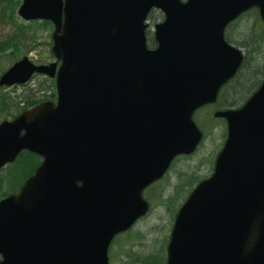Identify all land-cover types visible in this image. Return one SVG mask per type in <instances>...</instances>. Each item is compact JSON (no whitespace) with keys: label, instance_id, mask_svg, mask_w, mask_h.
I'll list each match as a JSON object with an SVG mask.
<instances>
[{"label":"water","instance_id":"water-1","mask_svg":"<svg viewBox=\"0 0 264 264\" xmlns=\"http://www.w3.org/2000/svg\"><path fill=\"white\" fill-rule=\"evenodd\" d=\"M51 20L57 63L27 57L0 85L55 77L42 102L0 123V169L42 157L20 192L0 200V264H110L116 235L148 214L143 190L204 133L195 112L215 104L243 65L226 28L264 0H23ZM158 47L147 46L146 20ZM228 137L208 180L179 209L166 264H264V81L239 109L217 110Z\"/></svg>","mask_w":264,"mask_h":264},{"label":"rangeland","instance_id":"rangeland-1","mask_svg":"<svg viewBox=\"0 0 264 264\" xmlns=\"http://www.w3.org/2000/svg\"><path fill=\"white\" fill-rule=\"evenodd\" d=\"M21 1L0 0V76L15 61L25 56H29L36 64H48L54 61L50 50L54 27L44 21L27 22L20 18L17 11ZM161 16L162 12L155 11L150 18L151 27L148 34L151 36ZM253 18H256L255 12L246 19L238 20L234 27L227 30L228 39L232 40L235 46L241 47L246 54L249 52L250 57L240 74V82H232L221 93L218 104L222 108L230 107L229 102H232L231 107L239 108L255 90L256 87L251 85H257L264 77V26L259 23L254 25L256 19ZM253 26H255L253 30L256 33H263V36L262 39H258L259 43L255 48L247 51L248 47L243 48V44L238 41L243 39L241 32L247 34V29ZM236 87L238 90H235ZM54 91V81L43 75L34 77L27 86L0 88V101L5 103L4 111L0 110V121L15 116L24 108L28 99H43ZM219 106L217 108H220ZM217 108L207 107L196 114L198 124L206 134L203 143L195 154L179 157L163 180L146 189L144 196L150 201L151 210L136 223L133 229L117 235L114 239L110 247L111 264L166 263L167 244L177 210L194 187L212 173L213 161L224 144L225 125L222 121L213 118ZM6 169L0 173V197L3 191H5L4 195L17 192L27 176V169L20 165L9 166ZM8 174H10L9 179Z\"/></svg>","mask_w":264,"mask_h":264},{"label":"trees","instance_id":"trees-1","mask_svg":"<svg viewBox=\"0 0 264 264\" xmlns=\"http://www.w3.org/2000/svg\"><path fill=\"white\" fill-rule=\"evenodd\" d=\"M253 12H255L256 13V18H253L254 20L256 19V22L254 23V25L255 24H261L262 26H264V23H263V21H262V19L259 17V12H258V9H254V10H250V11H248V12H246L244 15H242L241 17H239L238 18V20H241V19H246L250 14H252ZM238 20H236V22L235 23H233L232 25H230L229 27H228V29L227 30H230L232 27H234L235 26V24L238 22ZM255 26H253V27H251L250 29H247L248 30V32H247V34H245V32H241V34H243L242 35V37H243V39L241 40V41H238V42H241L242 44H243V48H247L246 50L248 51L250 48L251 49H253V48H255V45L256 44H258L259 43V41H258V39L259 38H261L262 39V36H263V33H256L255 32V30H253V28H254ZM259 29V28H258ZM262 30V29H261ZM227 40L229 41V42H231L232 44H235L232 40H230V39H228V37H227ZM250 51V50H249ZM249 57H250V53L248 52L247 54H246V59H245V62H244V66H243V68L241 69V71L238 73V77L236 78V80H235V82L236 81H238L237 83H239L240 82V74H241V72L244 70V68H245V66L247 65L246 63L249 61ZM249 68H250V66H249ZM248 68V69H249ZM263 79H264V77H263ZM262 79V80H263ZM262 80H261V82H262ZM261 82H259L257 85H251L252 87H256L255 88V90H257L260 86H261ZM235 90H238L237 89V87H236V89ZM254 90V91H255ZM253 91V92H254ZM39 100L40 99H38V100H36V99H28L27 100V102H26V105L24 106V108H22V109H27L28 107H32L33 105H35L37 102H39ZM229 105H232V102H229L228 103ZM5 103L4 102H2V101H0V110H2V111H4V109H5ZM21 109V110H22ZM41 162H40V158L37 156V155H35V154H33V153H23V154H21V156L19 157V160L16 162V164L15 165H17V166H22L23 168H25V169H27V171H26V173H27V176H25V178H27L29 175H31V172L40 164ZM15 171L17 170V168H15L14 169ZM15 171H13V172H15ZM9 177H10V174H8V179H9ZM24 178V179H25ZM24 179H23V181H24ZM144 264H151L150 262H146V263H144Z\"/></svg>","mask_w":264,"mask_h":264},{"label":"flooded vegetation","instance_id":"flooded-vegetation-1","mask_svg":"<svg viewBox=\"0 0 264 264\" xmlns=\"http://www.w3.org/2000/svg\"><path fill=\"white\" fill-rule=\"evenodd\" d=\"M162 20H163V16H161L160 18H158V21H159V22L162 21ZM147 44H148L149 47L152 48V49H154V48L157 47V45L155 44L154 37L151 36V35L148 34V33H147ZM52 96H54V94H52ZM210 106H212V105H210ZM221 120H223V119H221ZM223 124L225 125V131H226V137H225V140H226V138H227V133H228V131H227V123H226V120H223ZM224 142H225V141H224ZM214 162H215V160H214ZM214 162H213V165H214ZM214 167H215V165L213 166V170H214Z\"/></svg>","mask_w":264,"mask_h":264}]
</instances>
